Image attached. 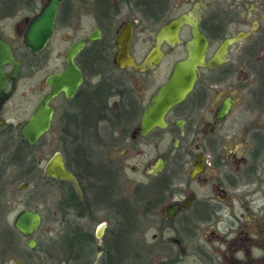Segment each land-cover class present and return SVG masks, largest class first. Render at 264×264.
I'll return each instance as SVG.
<instances>
[{"label":"flooded vegetation","instance_id":"1","mask_svg":"<svg viewBox=\"0 0 264 264\" xmlns=\"http://www.w3.org/2000/svg\"><path fill=\"white\" fill-rule=\"evenodd\" d=\"M48 3L0 0V41L18 62L15 76L12 65L0 66V151L10 159L6 151L28 145L16 124L65 69L70 45L93 35L72 59L81 76L72 96L48 102L50 130L61 100L58 147H70V165L61 154L79 187L53 179L59 264H264V0H58L53 18L40 20L37 37L46 41L32 53L22 40ZM183 14L206 38L205 61L225 38L245 36L216 66L198 67L164 126L140 135L145 105L191 36L188 23L158 31ZM127 28V55L139 65L156 51L150 65L114 63ZM172 205L179 208L167 211ZM140 217L157 232L150 241L144 232L132 239Z\"/></svg>","mask_w":264,"mask_h":264},{"label":"water","instance_id":"2","mask_svg":"<svg viewBox=\"0 0 264 264\" xmlns=\"http://www.w3.org/2000/svg\"><path fill=\"white\" fill-rule=\"evenodd\" d=\"M58 0H49L45 9L37 16V22L34 28L29 30L23 38L24 45L32 52L40 50L44 45L46 38L37 37L42 30L43 15H49L53 18L55 6ZM183 23L190 25V38L185 42L184 48L186 55L183 59L176 60L170 70L167 79L158 87L151 95L148 103L145 105L142 115L138 123L140 135H144L153 126H164L163 115L166 111L182 101L186 94L191 90L194 81L198 75V67H212L221 62L222 52L226 47L245 36L239 32L234 37L225 38L217 47L215 53L208 60H204L207 48L206 38L199 32L195 19L188 18L187 15H180L175 19L165 23L158 35L172 33L175 34ZM130 30L122 29L117 35L116 42L118 50L114 56V63L118 66L129 64L134 68H144L145 65H150L158 57L156 51L149 52L141 64H136L133 59L126 53V43ZM93 38V35L88 36L84 40L77 41L70 45L65 55V69L55 75H51L47 79L49 85L48 92L39 100L33 108L31 114L22 122L16 124V134L24 139L28 145L34 146L39 138L46 133L50 128V122L53 114V107L48 103L49 100L63 92L65 97H71L75 89L81 82V76L78 68L73 63V57L83 47L86 41ZM9 64L13 67V76L18 70V62L12 56L7 44L0 41V66ZM2 74L0 69V81ZM43 175L55 179L65 180L72 183L79 192L76 179L73 174L66 169L63 161V156L60 151L54 150L53 153L42 164ZM27 187L26 182H21L17 186V190H22ZM167 211L172 212L179 208V205H172ZM173 209V210H172ZM169 215V213H168ZM170 216V215H169ZM11 227L21 237L26 238L24 245L27 248H33L36 245L34 234L38 231L42 224V214L37 208H21L11 219ZM13 264H19L15 260Z\"/></svg>","mask_w":264,"mask_h":264},{"label":"trees","instance_id":"3","mask_svg":"<svg viewBox=\"0 0 264 264\" xmlns=\"http://www.w3.org/2000/svg\"><path fill=\"white\" fill-rule=\"evenodd\" d=\"M35 149V146L29 147L22 144L20 148L15 147L11 151H6L11 154L12 158L10 159L6 155L2 157L3 152L0 151V264H9L10 259L23 256L22 251L21 254L19 253L21 236L11 227L9 222V217L18 204L16 197L19 191L16 187L20 182L25 181L27 184L33 185L35 189L37 188L38 191L41 188L47 190L48 194L52 196L51 207L56 211L58 182L43 175L42 166L39 165L40 160L37 158ZM58 237L59 234L54 240L51 237L43 239L38 237L36 248L43 252L45 259L42 264H48V261L55 258L59 260ZM44 241L50 244L44 245ZM29 256L24 257L26 262L31 259ZM65 263L70 264V260H65Z\"/></svg>","mask_w":264,"mask_h":264},{"label":"rangeland","instance_id":"4","mask_svg":"<svg viewBox=\"0 0 264 264\" xmlns=\"http://www.w3.org/2000/svg\"><path fill=\"white\" fill-rule=\"evenodd\" d=\"M229 31H231L230 28H229ZM32 83L33 81L29 82L30 85ZM14 104L17 106L20 105L18 103H13L12 105L14 106ZM61 105L62 103L60 99H56L53 101V106L55 107L56 111L54 112V115H53V120L51 124L52 128L46 133H44L41 136V138H39V140L37 141L35 145V148H36L35 151L37 154V158L40 160V164H39L40 166H42L44 161L53 153L54 150H58L62 152L64 157L66 158L65 160L68 162L69 165L72 162L71 161L72 152L70 150V147L65 146L66 148L65 150H61L58 147V141H57L55 129L57 128V118H58V112H59L57 109L60 108ZM33 106H34L33 104L30 105L31 108H33ZM10 118L15 119L13 115H10ZM124 174L128 179L136 178V176H134L128 168L125 169ZM129 186H131V182L130 184L127 183V187ZM16 199H17L16 202H18V204L16 205V209L14 210V212L10 215L9 222H11L13 215L19 209L37 208L38 210H40L42 214V224L40 226V229L34 234L35 241L37 242L38 237H40L41 239L45 237H51L52 240H54L55 237L57 238L59 234L58 218L56 217V214L54 213V210L51 207L52 196L48 194L47 190L41 188L38 191V189L37 188L35 189L33 185L31 186L27 184L26 188L19 190V194L16 197ZM149 223H150V220L140 217L139 221L137 222V224L139 225V230L135 231V235L133 234L132 239L135 240L137 238H141L140 233L144 232L143 239L150 241L152 234L157 233V232L151 229L150 227H148ZM25 240L26 238H23V237L20 238V241H21L20 248L21 249L19 250V253L21 254L23 252V256L21 258L18 257L12 260L10 259L9 264H13L15 260H18L19 264H42L45 261L43 252L42 251L40 252V250L36 248V245L33 248H27L24 245ZM45 244H50V243L48 242L46 243V241H44V245ZM28 255H30L29 257H31V259L26 262L24 260V257ZM59 260L55 258L52 261H48V264H59Z\"/></svg>","mask_w":264,"mask_h":264}]
</instances>
